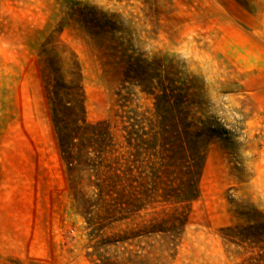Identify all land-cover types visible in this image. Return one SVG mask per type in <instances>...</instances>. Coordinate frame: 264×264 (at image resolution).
I'll return each instance as SVG.
<instances>
[{
    "label": "rangeland",
    "instance_id": "obj_1",
    "mask_svg": "<svg viewBox=\"0 0 264 264\" xmlns=\"http://www.w3.org/2000/svg\"><path fill=\"white\" fill-rule=\"evenodd\" d=\"M72 112L95 126L76 131ZM173 153L158 188L189 191L198 172L199 196L166 264H252L264 252V0H0V264L134 254L147 195L159 200L150 172Z\"/></svg>",
    "mask_w": 264,
    "mask_h": 264
},
{
    "label": "trees",
    "instance_id": "obj_2",
    "mask_svg": "<svg viewBox=\"0 0 264 264\" xmlns=\"http://www.w3.org/2000/svg\"><path fill=\"white\" fill-rule=\"evenodd\" d=\"M162 97L163 100H165L166 94H164ZM158 102H159V98L156 97L154 103L156 111L159 110V106H160V103ZM81 112L83 113V109H81ZM72 113L74 115L73 128L76 129V131L84 130L85 128L92 129L95 126L85 123L84 125L82 124L80 125L78 123L80 122V120L76 117V114H74V112ZM59 122L62 121L55 122L54 124L59 141L60 151L63 153L62 137L59 134V128H58ZM106 135H107L106 143L110 145L112 141L111 135L109 134V132ZM71 142H72V138H71ZM162 151H165L164 148H161V152ZM177 157L178 156H176L175 153H173V156L172 155L164 156L161 154L159 158L158 166L154 168L153 171L150 172L151 186L149 188V195L150 194L157 195L159 193L158 195L159 200H156L155 202H151L150 200H148L149 196L147 195L148 202L144 203V205L153 206L150 208L152 209L153 216L147 222H143V221L141 222V229L139 230V234H136L135 237L138 240L137 243L139 242L141 243L143 241L145 243V246H140L138 244L136 246V251L134 254L123 252L121 254L120 262H118V264H149L148 263L150 260L149 257L153 252L159 253L156 256V258L153 259L155 264H166L167 257H165L164 252L166 253L169 251H173L174 247L178 245L181 237V232L190 214V204L192 201L198 198L199 190L197 186L198 172H196L194 175L190 171H189L190 178L188 180V184L191 183V185L189 186L190 187L189 191H187V189L185 190V187L183 189H181L180 187L172 188L170 189L171 192L165 190V189H169L167 187L158 188L160 184H164V181L162 180L163 175L167 178L176 174L174 173V170L178 165ZM109 170H113V168L109 167ZM192 175L193 177H191ZM110 178H111V185L108 196L110 197V200L113 203L114 199L112 198L111 192L115 191L114 195L117 193V188H116L118 186L117 172H114V174ZM123 190H125V188H123ZM170 204H173L174 206L172 209H170V214H169L166 206ZM142 209L144 210L145 207H142ZM166 215L169 218H167ZM143 252L145 254L140 257V255ZM257 258L258 259H255L254 256L250 257L251 262H253L252 264H264V252L262 253V255H258ZM98 260H99L98 258L92 260V264H98ZM108 260H109V264H117V261L111 262L110 259Z\"/></svg>",
    "mask_w": 264,
    "mask_h": 264
}]
</instances>
